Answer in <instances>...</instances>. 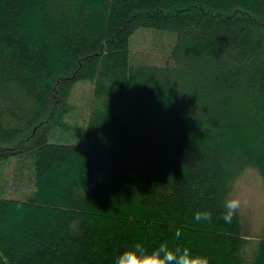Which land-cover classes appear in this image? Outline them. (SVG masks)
I'll list each match as a JSON object with an SVG mask.
<instances>
[{
  "label": "trees",
  "instance_id": "1",
  "mask_svg": "<svg viewBox=\"0 0 264 264\" xmlns=\"http://www.w3.org/2000/svg\"><path fill=\"white\" fill-rule=\"evenodd\" d=\"M140 29L173 36L168 65L132 63ZM10 164L0 264H114L177 228L210 264H264L222 215L245 169L264 187V0H0V179Z\"/></svg>",
  "mask_w": 264,
  "mask_h": 264
},
{
  "label": "rangeland",
  "instance_id": "2",
  "mask_svg": "<svg viewBox=\"0 0 264 264\" xmlns=\"http://www.w3.org/2000/svg\"><path fill=\"white\" fill-rule=\"evenodd\" d=\"M173 36L169 33L140 29L136 31L130 43L132 63L141 62L154 63L157 65H168L170 62V50L173 44ZM92 85L88 82L76 84L72 94L74 112L68 118L69 124L82 121L87 117L86 104L91 94ZM13 176V166L8 165L4 169L0 185L6 187L7 180ZM27 180H23V186ZM19 185H8L7 197H19ZM239 196L240 206L237 209L240 215L242 233L249 240L254 241L264 237V187L258 172L253 168L245 169L235 181L232 196Z\"/></svg>",
  "mask_w": 264,
  "mask_h": 264
},
{
  "label": "clouds",
  "instance_id": "3",
  "mask_svg": "<svg viewBox=\"0 0 264 264\" xmlns=\"http://www.w3.org/2000/svg\"><path fill=\"white\" fill-rule=\"evenodd\" d=\"M239 196H229L224 200L223 219L231 222L236 210L240 206ZM211 213L207 209L197 210L194 220L207 221ZM182 229L177 228L174 233L176 243L161 242L155 247H147L143 241L137 240L126 246L114 257V264H210L207 254L196 252L190 246L179 243Z\"/></svg>",
  "mask_w": 264,
  "mask_h": 264
}]
</instances>
